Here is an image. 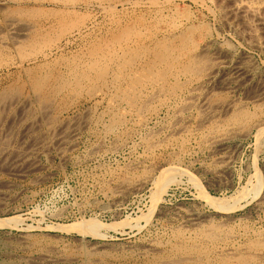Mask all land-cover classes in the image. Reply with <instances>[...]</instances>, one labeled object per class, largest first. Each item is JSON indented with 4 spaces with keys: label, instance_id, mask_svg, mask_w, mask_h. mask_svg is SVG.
Masks as SVG:
<instances>
[{
    "label": "rangeland",
    "instance_id": "rangeland-1",
    "mask_svg": "<svg viewBox=\"0 0 264 264\" xmlns=\"http://www.w3.org/2000/svg\"><path fill=\"white\" fill-rule=\"evenodd\" d=\"M124 1L0 0V38L4 39L0 42V96L3 97L0 98V129L2 128L5 134L1 130L0 137L8 147L5 161L0 158V218H13L9 225H0V264L59 263L40 259L38 255L43 251L65 259L69 262L67 264H84L78 257L79 252H82L79 246L85 247L89 264H148L153 255L141 254L140 246L149 240L160 242L158 246L161 252L157 253L160 255L170 254L176 250L178 242H183V245H190L192 252L207 254L204 255L205 258L198 259V262L230 264L229 261L220 262L219 254L211 252L210 246L205 248L206 244L200 237L188 239L186 232L184 238L177 236L180 230H190L187 217H196L201 225L198 224L199 226L191 232L208 230L214 225L213 228H218L217 231L223 236L224 242L231 246L249 245L261 239L259 234L264 231L263 202L260 206L256 204L254 193L257 187L253 186L256 184V173L260 179L258 189H264V95L260 104L254 103L251 96L258 90L257 76L260 73L264 83V53L248 49L238 38L231 35L215 18L214 13L206 9L207 6L213 7L211 0H159L160 4L157 2L155 5L150 0H132L133 3L131 0ZM71 3L75 5H70ZM32 7H39L40 11L29 12ZM54 7L61 10L57 8L55 10L58 11H53ZM80 21L83 23L80 33L74 32L71 38L65 36V33L59 37L67 26L78 24ZM10 22L15 24L14 32L6 30V25ZM27 24H32V27L42 26L38 30L40 35L37 31L31 32L32 34L29 30L27 32L25 29L30 28ZM169 25L177 27V33L182 34L185 46L193 50L192 52H198L203 42L210 40L215 49L226 54L222 55L226 64H231L237 55H243L254 65L255 74L245 84L235 85L231 90L215 87L212 99L217 110L214 109V117L206 118L197 112L195 107L187 108L182 112L180 122L177 120V125H187V129L171 135L169 127L176 122L175 107L185 95L183 93L181 97L170 99L161 106L156 100L147 103L146 108L149 111L155 110L147 116V123L139 125L135 117L125 111L127 107L125 108L124 104L122 105L125 109L117 113L109 109L111 96H114L115 91L122 89L119 86L127 83L129 79L126 77L127 70L113 75L115 73L107 69L105 64L98 65L99 71L90 73L88 83L80 82L78 87H74L72 83L62 84L64 79H68V70L73 68V65L76 67L81 64L92 47L97 44L103 47L109 37L120 36L123 30L131 36L132 32L139 29L143 31L147 27L150 32L159 33L153 41H160L164 27L171 30ZM187 27L190 31H187ZM34 29L36 27L32 30ZM181 30L183 32H180ZM26 32L31 36L37 35V45L26 46L30 39L24 41L25 36L20 37ZM17 38L23 40L19 43L25 45L22 46L23 49L20 45L12 46V41ZM3 41L4 44H1ZM153 41H147V46L153 47ZM50 42L53 49L46 46ZM143 47L140 51L146 48ZM40 50L47 55H40ZM20 54H23L24 58ZM115 61L121 62L119 58H115ZM106 78L119 81L117 88L103 89L102 84ZM34 81H40V85L33 98ZM48 97L50 100L47 101ZM224 99L234 100L236 110L239 108L241 112L244 111L245 118L242 121H231L230 114L233 111L224 110L223 103L220 102ZM25 101L28 102L27 107L20 109V104ZM217 121L218 124L223 123L220 124L219 132L230 131L233 136L218 148H210L206 138L213 134L209 132V128ZM256 123L262 124L263 130L257 131L259 126H256ZM69 126L75 129L71 136L67 135ZM62 127L67 141L63 151L59 153L57 151L60 150L51 140ZM234 130L236 134L233 133ZM245 130L248 133L243 134L242 131ZM35 143L38 146L31 151L29 157L30 160L34 158L33 162H30L32 166L29 165V159L22 160L18 167L24 169V172L15 173L9 170L5 163L17 152ZM146 145H149V148ZM219 155L222 158H219ZM217 159L223 161L219 163ZM170 170L175 171L172 172L175 175L174 181L165 183ZM141 177H147V182L138 189H126L124 193L116 192L118 186L122 189L121 185ZM160 183L168 186L167 192L153 204L152 199ZM202 190L207 195H203ZM205 196L214 198L213 201H220L215 203L218 207H215V204L213 206L212 199L206 198L212 206L207 200L208 203L205 202ZM218 212L228 213V216H221ZM83 219H92L88 222L94 220L93 228L98 225L99 230L87 233L80 230L75 223L78 224ZM225 232L230 233L232 238L227 237L229 234L226 235ZM84 235L85 238L82 239ZM22 239L25 242L22 243ZM191 243L195 245L191 246ZM176 247L179 248L178 245ZM91 248L92 254L89 255L87 252ZM28 255L33 257L28 258ZM71 258L73 259L70 260Z\"/></svg>",
    "mask_w": 264,
    "mask_h": 264
},
{
    "label": "bare ground",
    "instance_id": "bare-ground-1",
    "mask_svg": "<svg viewBox=\"0 0 264 264\" xmlns=\"http://www.w3.org/2000/svg\"><path fill=\"white\" fill-rule=\"evenodd\" d=\"M18 1V0H16ZM40 1V0H36ZM124 0H122L123 2ZM128 1V0H127ZM132 1V0H131ZM140 1V0H139ZM152 3H159V0H150ZM150 1H148L150 3ZM162 1V0H161ZM213 7L207 6V8L204 6V8L208 9L209 11L213 12L214 15L216 16L215 18H217L230 33L231 35H234L236 37V39L238 38L243 44H245L248 49H256L259 50L260 52L264 53V0H211ZM35 2V1H34ZM126 2V0L124 1ZM134 1H132L133 3ZM196 2V1H195ZM201 2V1H200ZM199 2V3H200ZM63 3V2H62ZM66 3V2H65ZM63 3V4H65ZM86 3V2H85ZM104 3V2H103ZM102 3V4H103ZM198 3V4H199ZM203 3V1H202ZM67 4V3H66ZM74 4V3H73ZM72 3L70 5H73ZM91 4V2H90ZM116 4V3H115ZM143 4V3H142ZM141 4V5H142ZM160 4V3H159ZM17 5V3H16ZM15 5V6H16ZM19 5V4H18ZM17 5V6H18ZM75 5V4H74ZM98 5H101L98 3ZM114 5V4H113ZM121 5V3H120ZM138 5V4H137ZM140 5V4H139ZM144 5V4H143ZM146 5V4H145ZM148 5V4H147ZM150 5V4H149ZM201 5V4H200ZM14 6V7H15ZM32 6V5H31ZM34 6V5H33ZM38 6V5H37ZM97 6V5H96ZM112 6V5H111ZM134 6V4H133ZM43 7V6H42ZM102 7V6H101ZM100 7V9H101ZM110 7V6H109ZM157 7V6H156ZM161 7V5H160ZM159 7V8H160ZM19 9H21V7H18ZM33 8V7H32ZM39 8V7H38ZM38 8H33L31 10H29V12L31 11L35 13L39 12L40 9ZM44 8V7H43ZM58 7H54V9H52L53 11H58L55 10ZM67 8V6H66ZM71 8V7H70ZM111 8V7H110ZM109 8V9H110ZM165 8V7H163ZM18 9V10H19ZM51 9V8H50ZM59 9V8H58ZM99 9V10H100ZM108 9V10H109ZM114 9V8H113ZM155 9V8H154ZM61 10V9H59ZM70 10V9H69ZM107 10V9H106ZM160 10V9H159ZM17 11V10H16ZM46 11V10H45ZM66 11V10H65ZM111 11V10H110ZM172 11V10H171ZM15 12V11H14ZM18 12V11H17ZM23 12V11H21ZM20 12V13H21ZM50 12V11H49ZM19 13V12H18ZM26 13H27V9H26ZM19 15V14H18ZM47 15V14H46ZM162 15V14H161ZM213 15V14H212ZM21 16V15H20ZM157 16V15H156ZM214 18V19H215ZM157 19V18H156ZM18 20V19H17ZM83 20V18H82ZM162 20V19H161ZM180 20V19H179ZM12 21V20H10ZM155 21V20H154ZM157 21V20H156ZM181 21V20H180ZM23 22V20H22ZM21 22V23H22ZM136 22V21H135ZM218 22V21H217ZM29 23V22H28ZM132 23V22H131ZM139 23V22H138ZM177 23V22H176ZM14 22H10L9 24H7V32H14L15 31V24ZM33 24V23H32ZM32 24L29 25L30 28L29 29H25L27 32L28 30L30 31V34H32L31 32L34 33V31L38 32V30H40L42 28V26H38V25H34L32 27ZM179 24V23H178ZM26 25V24H25ZM50 25V24H49ZM53 25V24H51ZM83 23L80 21V23L78 24H73L71 26H67V28L64 29V31L62 33H60L59 37L61 38V36L64 35V33L66 34L65 36H68V38L74 33V32H78L80 33L81 30L80 28L82 27ZM152 25V24H151ZM27 26V27H29ZM128 26V25H126ZM130 26V25H129ZM134 26V25H133ZM138 26V25H137ZM141 26V25H139ZM171 28V30H169V28H165L164 27V32H162V40L158 41H153V38L156 37L157 35H159V33L157 34L156 32H150L147 27L144 28V30L142 31L141 29L137 30L136 32H132L131 36L127 35L126 31L123 30L119 35H114L113 37H109V40H106L102 45L97 44L95 47H92V49H90L88 51V54L86 55V59L79 65H77L76 67L70 68L68 70V79H64L62 81L63 83H72L74 84V87H78V85L80 84V82L84 83L87 82L88 83V79H90V73L92 71L98 70V65L101 66L103 64H105V66H107V69L109 68L113 73V75H116L117 72L121 71V70H127V76L128 77V81L127 83L124 82L123 85L119 86V88H122L120 90H118L117 92L115 91L114 96H111V102L109 103V109L114 111L117 113L118 111H121L122 109H125L127 107V109H125V111L127 113H129L130 115H133L136 119V123H138L139 125H144L145 123H147L146 121L148 120L147 116L151 115L155 109L150 111L148 110V108H146L147 103H151V101H158L159 105H164L168 100L173 99L175 97L178 98V96H180L181 94L185 93V95L183 96V98L181 99V101L178 103L179 105L176 106L175 111H176V122H174V124H171V126L169 127L171 131V133H175L182 131L183 129H187L185 128L186 126L183 124H178V122H180V116L182 114V112L190 107H195L196 111L199 112L201 115H203L204 117L208 118L209 116L214 115L215 110H217V106L215 104V102L213 101L212 97H213V92L215 90V87L219 86L220 88H223L224 90L226 89H232L234 88L235 85H243L245 84L249 79L252 78V76L255 74L254 72V65H252L250 63V61L245 57V56H238L237 58H235V60L231 63V64H226L223 59H222V55L225 53H221L218 51V49H215L213 46L212 41H204L201 49L198 52H192L187 46H185V43L182 36V34L180 35L179 33H177V27H175L174 25H169ZM186 26V25H185ZM25 27V26H24ZM26 27V28H27ZM34 27H36V29L32 30ZM65 27V25H64ZM124 27V26H123ZM189 27V26H188ZM187 27V28H188ZM74 28V29H73ZM128 28V27H127ZM173 28V29H172ZM22 29V28H21ZM120 29V28H119ZM132 29V28H131ZM185 29V28H184ZM32 30V31H31ZM135 30V29H134ZM183 30V29H182ZM180 32H183V31ZM120 31V30H119ZM187 31H190L189 28ZM24 33L21 36H25V40L26 39H30L29 42H25L27 45L26 46H34L35 42L37 41V35H33L31 36L29 33L27 34ZM113 32V31H112ZM161 32V31H160ZM179 32V31H178ZM39 33V32H38ZM116 33V32H115ZM177 33V34H176ZM188 33V32H186ZM26 34V35H25ZM62 34V35H61ZM82 34V33H81ZM157 34V35H156ZM40 35V33H39ZM160 35V36H161ZM31 36V37H30ZM185 36V35H184ZM22 37V38H23ZM158 37V36H157ZM52 38V36H51ZM57 38V37H56ZM71 38V37H70ZM84 38V37H83ZM111 38V39H110ZM107 39V38H106ZM204 39V38H203ZM1 40H4L3 38H0V42H2ZM68 40V39H66ZM155 40V39H154ZM187 40V39H186ZM14 41V42H13ZM12 41V46L13 47H18V45H20L22 48V46H25L23 44H19L21 41L17 38L14 39ZM53 41V40H52ZM55 41V40H54ZM147 41L154 42V46L153 47H149L147 46ZM7 42V41H6ZM47 42V41H46ZM49 42V41H48ZM95 42V41H94ZM214 42V40H213ZM239 42V41H238ZM37 43V42H36ZM43 43V42H42ZM4 44V41L3 43ZM45 44V41H44ZM15 45V46H14ZM37 45V44H35ZM95 45V44H94ZM241 45V44H240ZM40 46V45H39ZM43 46V45H42ZM48 48H51L53 45L50 43H47L46 45ZM146 46V48L142 51H140V49ZM199 46V45H198ZM245 46V47H246ZM62 47V46H61ZM187 47V48H186ZM42 48V47H41ZM55 48V47H54ZM87 48V47H86ZM144 48V47H143ZM150 48V49H148ZM23 49V48H22ZM35 49V48H34ZM38 49V48H37ZM40 49V48H39ZM38 49V50H39ZM53 49V47H52ZM232 49V48H231ZM27 50V49H26ZM36 50V49H35ZM46 50V49H44ZM87 50V49H86ZM217 50V51H216ZM233 50V49H232ZM42 53H39L40 55L43 54L42 56L47 55V53H45L44 51L40 50ZM39 51V52H40ZM47 51V50H46ZM51 51V50H50ZM244 51V50H243ZM33 52V51H32ZM37 52V50H36ZM87 52V51H86ZM233 52V51H232ZM38 53V52H37ZM221 53V54H220ZM33 54V53H32ZM30 53V55H32ZM243 54V53H242ZM23 54H20V56ZM26 55V54H25ZM24 55V56H25ZM38 55V54H36ZM35 55V57H36ZM226 55V54H225ZM246 55V54H244ZM29 56V55H28ZM34 56V55H33ZM21 57V59H22ZM34 57V58H35ZM225 57V56H224ZM248 57V56H247ZM20 58V57H19ZM19 58L17 59V64L19 63ZM24 58V57H23ZM27 58V57H26ZM115 58H119L121 60V62H116ZM29 59V58H28ZM33 60V59H32ZM82 60V59H81ZM80 60V61H81ZM23 61V60H22ZM21 62V61H20ZM77 62V61H76ZM79 62V61H78ZM231 62V61H230ZM5 63V62H4ZM8 62H6L5 64H7ZM11 63V62H9ZM8 63V64H9ZM228 63V62H227ZM2 64V63H1ZM11 65V64H10ZM21 65V64H20ZM76 65V64H75ZM2 66V65H1ZM7 66V65H5ZM99 71V70H98ZM109 71V70H108ZM66 72V71H65ZM96 72V71H95ZM122 72V71H121ZM258 73V71H256ZM106 73V72H105ZM263 73V71H262ZM124 74V73H123ZM118 75H120V73H118ZM258 75V74H257ZM43 76V75H42ZM97 76V75H96ZM110 76V75H109ZM112 76V75H111ZM95 78V77H94ZM105 78V77H104ZM111 78V77H110ZM113 78V77H112ZM118 78V77H117ZM258 78V90L253 94V96H251V100L254 103H258L260 101H263V95H264V90H263V75L260 73V75L257 76ZM96 79V78H95ZM120 79V78H119ZM124 79V78H123ZM37 80V79H35ZM61 80V79H60ZM98 82V81H97ZM81 83V85H82ZM95 84V82H93ZM104 83V82H103ZM119 83V81H117L115 78L111 79V80H107V78L105 79V83L102 84L104 87L103 89L106 90H110V88H112V90H114L116 87V84ZM40 85V81H34L32 84V97L33 95H35V92L38 89V86ZM59 85V84H58ZM97 85V84H96ZM253 85V84H252ZM61 86V85H60ZM72 86V85H71ZM83 86V85H82ZM91 86V85H90ZM93 86V85H92ZM101 86V85H100ZM99 86V87H100ZM250 86V85H249ZM52 87V86H51ZM57 87V86H56ZM66 87V86H65ZM69 88V86H67ZM81 87V86H80ZM98 87V88H99ZM96 88V87H95ZM94 88V89H95ZM251 88V87H250ZM256 88V87H255ZM254 88V89H255ZM56 89V88H55ZM60 89V88H59ZM76 89V88H75ZM97 89V88H96ZM93 90V89H92ZM91 90V91H92ZM102 88L99 90L101 91ZM249 90V89H248ZM247 90V91H248ZM256 90V89H255ZM39 91V90H38ZM37 91V92H38ZM53 91V90H52ZM55 91V90H54ZM59 91V90H58ZM66 91V90H65ZM81 91V90H80ZM228 91V90H227ZM48 92V91H47ZM56 92V91H55ZM54 92V93H55ZM103 92V91H102ZM109 92V91H108ZM229 92V91H228ZM44 93V92H43ZM57 93V92H56ZM95 93V92H94ZM93 93V94H94ZM111 93V92H110ZM5 94V93H4ZM9 94V92L7 93ZM31 94V93H30ZM47 94V93H46ZM3 95V94H1ZM13 95V94H12ZM2 96H0L1 98ZM8 97V96H7ZM43 97V96H42ZM50 97V96H49ZM48 97V98H49ZM108 97V96H107ZM181 97V96H180ZM248 97V96H247ZM3 98V97H2ZM34 98V97H33ZM47 101L50 100V98ZM52 98V96H51ZM110 98V97H108ZM176 98V99H177ZM93 99V98H92ZM180 99V98H179ZM247 99V98H246ZM6 100H8L6 98ZM110 100V99H109ZM108 100V101H109ZM178 101V100H177ZM234 101V100H233ZM232 100H225L221 103H223L222 105L224 106V110L226 111H233L231 118V121H242V119L245 118L244 116V111L241 112L238 108V110H236V106L234 107V103ZM250 101V99H249ZM30 102V101H29ZM44 106L45 102L44 100L42 101ZM106 102V101H105ZM172 102V101H171ZM22 103V102H21ZM28 102L25 101L22 105L20 104V109H25V107H27ZM125 105V108H123V105ZM175 104V103H174ZM218 104V103H217ZM262 104V103H261ZM5 105V103H4ZM220 105V104H219ZM218 105V106H219ZM221 105V106H222ZM236 105V104H235ZM10 106V105H7ZM6 106V107H7ZM19 106V105H18ZM17 106V107H18ZM156 106V105H155ZM240 106V105H239ZM262 106V105H261ZM243 107V106H242ZM1 108V107H0ZM4 108V107H3ZM174 108V107H173ZM235 108V109H234ZM166 109V108H165ZM215 109V110H214ZM106 110V109H105ZM159 110V109H158ZM167 110V109H166ZM103 111V110H102ZM107 111V110H106ZM103 111V112H106ZM171 111V110H170ZM225 111V112H226ZM42 112V111H41ZM47 112V111H46ZM169 112V111H168ZM125 113V112H123ZM122 113V114H123ZM171 113V112H170ZM169 113V114H170ZM198 113V114H199ZM227 113V112H226ZM225 113V114H226ZM112 114V113H111ZM157 114V113H156ZM197 114V113H196ZM199 114V115H200ZM224 114V115H225ZM105 115V114H104ZM110 114H108L109 116ZM250 115V114H249ZM43 117V115H40V117ZM113 116V115H112ZM123 116V115H121ZM173 116V115H172ZM185 116V114L183 115ZM129 117V116H128ZM169 117V116H168ZM174 117V116H173ZM197 117V116H196ZM214 117V116H213ZM226 117V115H225ZM111 118V117H110ZM115 118V116L113 117ZM203 118V117H202ZM200 118V119H202ZM229 118V119H230ZM103 119V118H102ZM224 119V118H223ZM222 119V120H223ZM227 119V118H226ZM249 119V117H248ZM96 120V119H95ZM127 120V119H126ZM178 120V122H177ZM182 120V119H181ZM207 120V119H206ZM225 120V119H224ZM257 120V119H256ZM132 121V120H131ZM130 121V122H131ZM155 121V120H154ZM172 121V120H171ZM170 121V122H171ZM183 121V120H182ZM186 121V119H185ZM184 121V122H185ZM220 121V120H219ZM245 120H243L244 122ZM258 121V120H257ZM106 122V121H105ZM109 122V121H108ZM111 122V121H110ZM196 122V121H195ZM201 122V121H200ZM205 122V121H204ZM207 122V121H206ZM224 123H226V121H223ZM246 122V121H245ZM255 122V121H254ZM34 123V122H33ZM72 123V122H71ZM187 123V122H186ZM198 123V122H196ZM67 124V123H66ZM73 124V123H72ZM71 124V125H72ZM105 124V123H104ZM200 124V123H199ZM220 124H223L220 122ZM220 124H218V121L216 123H213L210 128H209V132L213 133L211 134V136H209V138L207 137L206 139L208 140L207 144L208 146L211 148H215L220 145H222L223 143H225L230 136L232 137L233 135H231L230 131H226L223 130L221 132H219L220 129ZM242 124V123H240ZM248 124V123H247ZM252 124V123H251ZM29 125V124H28ZM32 125V122H31ZM65 125V124H64ZM225 125V124H224ZM246 126V124H244ZM254 125V124H253ZM258 124L256 123V126ZM63 126V125H61ZM112 126V125H111ZM131 126V125H130ZM237 126V125H236ZM259 128H256L257 131L263 130V125L259 124L258 125ZM70 127V126H69ZM133 127V126H132ZM239 127V126H238ZM252 127V125H251ZM64 127H62V129H60L59 131H57L54 136H53V140L52 143H55V145L57 146V148L60 151L57 152H62L65 145H66V139H67V135L71 136L75 133V129L74 127L68 130L67 135L64 134ZM112 128V127H111ZM167 128V127H166ZM232 128V126H231ZM241 128V127H239ZM245 128V127H243ZM8 129V127H7ZM133 129V128H132ZM139 129V128H138ZM162 129V128H161ZM164 129V127H163ZM227 129V128H226ZM237 129V128H236ZM1 130H3L2 128L0 129V132H2ZM6 130V129H5ZM112 130V129H111ZM157 130V129H156ZM231 130V129H230ZM240 130V129H239ZM244 130V129H243ZM249 130V129H248ZM107 131V130H106ZM114 131V130H113ZM134 131V129H133ZM137 131V130H136ZM151 131V130H150ZM149 131V132H150ZM185 132V131H184ZM219 132V133H216ZM235 132V130L233 131V133ZM238 132V131H237ZM246 132L248 133L247 130L242 131L243 134H246ZM264 132V130H263ZM118 133V132H117ZM167 133V131H166ZM241 133V132H240ZM239 133V134H240ZM241 133V134H242ZM261 133V132H260ZM3 134H4V130H3ZM138 134V132H137ZM155 134V132H154ZM178 134V133H177ZM236 134V133H234ZM240 134V135H241ZM5 135V134H4ZM3 135V136H4ZM53 135V134H52ZM152 135V134H151ZM172 135V134H171ZM116 136V135H115ZM242 136V135H241ZM112 137V136H111ZM35 138V137H34ZM113 138V137H112ZM119 138V137H118ZM126 138V137H125ZM153 139V137H151ZM157 138V137H156ZM161 138V137H160ZM159 138V139H160ZM145 139V138H144ZM155 139V138H154ZM163 139L164 136H163ZM44 140V139H43ZM118 140V139H117ZM206 140V141H207ZM50 141V142H51ZM121 141V139H120ZM127 141V140H126ZM156 141V139H155ZM159 141V140H158ZM5 142V141H4ZM3 142V138L0 137V159L1 161H5V158L7 157L8 154V150H7V146L4 144ZM36 142V141H35ZM152 142V141H151ZM162 142V141H161ZM147 143V142H146ZM150 143V142H149ZM155 143V142H154ZM49 144V143H48ZM121 144V143H119ZM206 144V145H207ZM50 145V144H49ZM150 145V144H149ZM149 145H146V147ZM225 145V144H224ZM36 146H38L37 143L32 144L30 147L28 146V148L25 147L24 150H21L19 152L16 153V155L14 157H12L11 160H9L6 164V166L8 167L9 170H12L13 172L16 173H22L24 172V169H20L18 167L19 162L24 160H28L31 154L32 150H35ZM121 146V145H120ZM119 146V147H120ZM157 146V145H156ZM7 147V148H6ZM116 147V146H115ZM114 148V147H113ZM116 149V148H115ZM147 149V148H146ZM151 149V148H150ZM209 149V148H208ZM145 153V152H144ZM38 154V153H37ZM100 156V155H99ZM220 156V155H219ZM218 157V156H217ZM225 157V156H224ZM219 158H222L221 156ZM34 159V158H33ZM32 159V160H33ZM36 159V158H35ZM32 160H28L29 165L30 162H33ZM219 160V159H217ZM222 160V159H221ZM219 160V163L220 161ZM0 161V163H1ZM223 161V160H222ZM35 162V161H34ZM225 162V161H224ZM35 164V163H34ZM222 164V162H221ZM229 164V163H228ZM21 165V164H20ZM134 165V164H133ZM2 166V165H1ZM32 166V165H30ZM224 166V164H223ZM138 167V166H137ZM25 168V167H24ZM170 169V168H169ZM26 170V169H25ZM173 170V169H172ZM170 170V173L167 176V179L165 181V183H171L174 181L175 175L172 174V171ZM179 170V169H178ZM180 171V170H179ZM255 171V170H254ZM255 173V172H254ZM256 175V184L253 186L257 187L255 188V193H254V197L256 198V204H258L259 206L261 205V203L263 202V209H264V189L263 191H259V185H260V179L259 176L255 173ZM176 180V179H175ZM127 182V181H126ZM147 182V177H141L139 179H135V181L127 183V184H123L122 189L118 186L119 189H117V193H124V190H133V189H138V187L144 185ZM177 182V181H176ZM163 185V183H160L157 187L156 190V194L153 196L152 202L153 204H155V202L161 198L162 194L165 192H167V185ZM124 187V188H123ZM201 191V190H200ZM203 191V190H202ZM203 195H207L204 194L205 192H202ZM202 195V194H201ZM202 195V196H203ZM209 195V194H208ZM2 197V196H1ZM203 197V199H205V202H207L208 198L209 200L213 199L211 197L208 196ZM216 199V198H215ZM207 200V201H206ZM218 200V199H216ZM215 201V200H214ZM213 201V206L215 203L218 202H214ZM211 205V202L208 201ZM207 202V203H208ZM226 205V204H225ZM212 206V205H211ZM215 207H218L215 204ZM228 206H226L227 208ZM225 210V206L222 207ZM220 209V208H219ZM221 209V210H223ZM229 209V208H228ZM189 212V211H188ZM219 213V212H218ZM196 214V213H195ZM221 216H228V213L225 212H220L219 213ZM186 215V214H185ZM190 216V215H189ZM192 216V215H191ZM194 217V216H193ZM232 217V216H231ZM188 218V224H189V228L190 230H180V234L177 236H182L183 238L186 237V234H188V239L189 238H197L200 237L199 239H201L202 241H204L205 248H207L208 246L209 249L211 250V252H216L217 254H219V258H220V262H231L230 264H264V231L259 234L261 235V239L260 240H256L254 241L255 243L253 244H244V245H238V246H231L229 245L227 242H224V238L223 236L219 235L220 233H218L216 228H213L214 225H212V228L209 227L208 230H200V231H194L191 232L193 230H195L200 224H199V220L195 217V218H191V217H187ZM200 218V217H199ZM13 218L12 217H4V218H0V225H9V223L11 222ZM92 220V219H91ZM89 220H84L81 221L80 223L78 222L75 223L76 226L79 227L80 230H85L86 233L87 232H91V231H98L99 229H97V227H99L98 225H96L95 229L93 228L95 226V221L93 220V222H88L91 221ZM185 220V219H184ZM187 220V219H186ZM86 221V222H85ZM89 223V224H87ZM92 223V224H91ZM64 224V223H63ZM83 224H87L86 227H84ZM97 224V222H96ZM185 224V223H183ZM199 224V225H198ZM215 224V223H214ZM59 225V224H57ZM62 225V224H61ZM187 225V224H186ZM185 225V226H186ZM54 226V225H53ZM60 226V225H59ZM74 226V224L72 225ZM102 226H104V224H102ZM184 226V225H183ZM201 226V225H200ZM206 226V225H205ZM210 226V225H209ZM216 226V225H215ZM219 226V225H218ZM58 227V226H57ZM75 227V226H74ZM77 227V228H78ZM188 227V226H187ZM220 227V226H219ZM91 228V229H90ZM201 228V227H200ZM55 229V228H54ZM67 229V228H66ZM90 229V230H89ZM178 228V232H179ZM188 229V228H187ZM199 229V228H198ZM205 229V228H204ZM70 230V229H69ZM220 230V229H219ZM242 230V229H241ZM244 230V229H243ZM61 231V229H60ZM82 231V232H83ZM224 231V230H223ZM222 231V232H223ZM175 232V231H174ZM84 233V234H86ZM176 233V232H175ZM226 233V232H225ZM224 233V234H225ZM228 233V232H227ZM226 233V235H227ZM258 233V232H257ZM256 233V234H257ZM223 234V235H224ZM229 235L227 237L232 238L230 233H228ZM258 235V234H257ZM194 236V237H193ZM225 236V235H224ZM28 237V236H27ZM26 237V238H27ZM256 237V236H255ZM23 238V237H22ZM26 238H24L26 240ZM34 238V237H33ZM85 238V235L82 236V239ZM182 238V239H183ZM21 239V238H20ZM22 239V243L25 242V240ZM81 239V240H82ZM187 240V238H185ZM227 239V238H226ZM235 239V238H234ZM259 239V238H258ZM80 240V239H79ZM230 240V239H229ZM221 241V242H220ZM21 242V241H20ZM19 242V243H20ZM29 242V241H27ZM43 242V241H42ZM177 242V241H176ZM187 242V241H186ZM198 242V241H197ZM236 242V241H235ZM38 243V242H37ZM160 243V242H159ZM159 243H157L154 240H149L146 244L140 246L141 248V254L143 255H148L149 253H152L151 256V260L149 261L148 264H210L209 262L205 261V262H198V259H202V257H204L205 253H194L191 251V247L189 244L183 245V242H178V249H177V245L175 246L176 250L175 251H171L170 254L167 255H160L157 254L159 252H161L160 248H159ZM189 243V242H188ZM199 243V242H198ZM203 243V244H204ZM237 243V242H236ZM249 243V242H247ZM218 244V246H217ZM220 244V245H219ZM24 245V244H23ZM195 245V243H191V246ZM212 245V246H211ZM80 250H82V252L80 251V257L82 259V262L84 264H89L87 263L88 261L87 256L85 255V247L84 246H79ZM22 248V247H21ZM48 248V247H47ZM195 248V247H194ZM201 248V247H200ZM217 248V249H216ZM5 249V248H4ZM40 249V248H39ZM45 249V248H44ZM139 250V249H138ZM170 250V249H169ZM174 250V249H173ZM90 251V252H89ZM87 252V254H92V248ZM27 252V251H26ZM139 252V251H138ZM206 252V251H204ZM76 254V253H75ZM89 254V255H90ZM4 255V254H3ZM73 255V254H72ZM79 255V254H78ZM88 255V256H89ZM76 256V255H75ZM92 256V255H91ZM90 256V257H91ZM150 256V257H151ZM207 256V254L205 255ZM217 256V255H216ZM214 256V257H216ZM33 255H28V258H32ZM35 257V256H34ZM38 257L40 259H43L45 261H55V262H59L60 264H67L69 262H66L65 259L61 258V257H55L54 255L50 254L47 251H43L40 252V254L38 255ZM37 257V258H38ZM213 257V256H212ZM65 258V257H64ZM102 258V257H101ZM205 258V257H204ZM73 258H71L70 260H72ZM77 259V258H76ZM75 259V260H76ZM103 259V258H102ZM217 259V258H216ZM68 260V259H67ZM204 260V259H203ZM102 261V260H101ZM218 261V260H217ZM78 262V261H77ZM80 262V261H79ZM98 262V261H97ZM212 262V261H211ZM216 262V260H215ZM58 263V264H59ZM99 263V262H98ZM103 263V262H102ZM106 263V262H105ZM9 264V263H8ZM96 264V263H95ZM215 264V263H214ZM218 264V263H217Z\"/></svg>",
    "mask_w": 264,
    "mask_h": 264
}]
</instances>
